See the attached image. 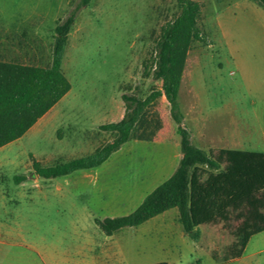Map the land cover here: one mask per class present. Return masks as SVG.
I'll return each instance as SVG.
<instances>
[{
    "label": "rangeland",
    "instance_id": "obj_1",
    "mask_svg": "<svg viewBox=\"0 0 264 264\" xmlns=\"http://www.w3.org/2000/svg\"><path fill=\"white\" fill-rule=\"evenodd\" d=\"M84 1L0 0V62L29 68L50 67L55 28L76 12L61 68L70 92L0 151L3 178H26L18 184V195L27 197L17 205L18 229L39 251L43 239L70 244L79 227L83 235L96 229L101 239L108 237L95 219L133 212L182 157L170 105L160 97L138 131L151 140L128 142L97 169L56 179L34 174L31 155L49 166L111 141L100 126L123 118V95L146 99L163 91L152 76L155 46L162 27L179 13L177 0ZM194 1L202 6L206 42H191L178 95L191 141L215 155L221 149L264 153V6L257 0ZM227 168L223 161L218 171L199 167L198 173L206 181ZM167 213L117 232L129 240L128 255L123 263L115 255L114 264H264V233L250 240L241 259L224 263L244 211L202 225L198 242L185 234L177 209Z\"/></svg>",
    "mask_w": 264,
    "mask_h": 264
},
{
    "label": "trees",
    "instance_id": "obj_2",
    "mask_svg": "<svg viewBox=\"0 0 264 264\" xmlns=\"http://www.w3.org/2000/svg\"><path fill=\"white\" fill-rule=\"evenodd\" d=\"M257 2L264 6V0ZM177 4L179 13L162 27L155 46L152 76L162 83L163 91L153 92L146 99L123 95L126 109L123 118L100 126V130L112 134L113 139L94 152L49 166L42 165L31 155L32 168L34 174L43 179L99 168L128 142L152 139L139 135L138 131L144 125L149 106L165 97L180 137L182 157L176 170L133 212L121 217L95 219V224L109 237L121 229L141 226L166 211L177 209L185 234L198 242L202 225L226 221L230 210L244 211V222L236 234L237 242L228 248L224 263H229L241 259L250 240L264 233V215L259 212L260 195L264 197V153L221 149L215 155L192 143L178 95L188 48L193 41L205 43L206 36L199 27L201 4L194 0H177ZM75 20L74 11L56 26L49 68L0 62V148L26 134L70 92L71 84L61 68ZM223 161L228 165L225 173L201 180L199 167L218 171ZM24 180L23 176L14 179L17 184Z\"/></svg>",
    "mask_w": 264,
    "mask_h": 264
},
{
    "label": "crops",
    "instance_id": "obj_3",
    "mask_svg": "<svg viewBox=\"0 0 264 264\" xmlns=\"http://www.w3.org/2000/svg\"><path fill=\"white\" fill-rule=\"evenodd\" d=\"M1 168L0 165V264H114L115 255L117 260L124 262V256L128 255L125 247L129 240L116 234L124 229L104 239L99 237L100 233L95 229L85 233L86 239H83L79 227L74 230L70 244L58 242L56 246L43 239L42 250H36L23 231L18 229L17 205L19 201L27 200V197L18 195V184L12 179L3 178Z\"/></svg>",
    "mask_w": 264,
    "mask_h": 264
}]
</instances>
